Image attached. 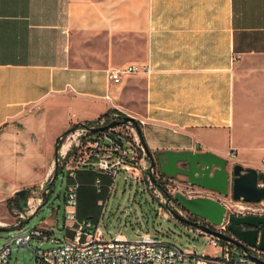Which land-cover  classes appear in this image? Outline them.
<instances>
[{
    "label": "crops",
    "instance_id": "obj_1",
    "mask_svg": "<svg viewBox=\"0 0 264 264\" xmlns=\"http://www.w3.org/2000/svg\"><path fill=\"white\" fill-rule=\"evenodd\" d=\"M142 86L151 152L261 167L264 0H0V201L46 185L57 139Z\"/></svg>",
    "mask_w": 264,
    "mask_h": 264
},
{
    "label": "built area",
    "instance_id": "obj_2",
    "mask_svg": "<svg viewBox=\"0 0 264 264\" xmlns=\"http://www.w3.org/2000/svg\"><path fill=\"white\" fill-rule=\"evenodd\" d=\"M140 73L150 75L152 70L149 64L130 65L123 69L110 70L108 79L111 83L119 84L125 77ZM125 117L120 111H112L92 124L84 123L74 126L63 138V144L58 151L55 164L57 162L61 166L59 173L66 172L69 179L72 180V183L68 185L65 202L66 219L75 223L73 237L59 240L46 236L48 232L40 228L31 231L22 229L16 237L0 249V264H9L13 249L30 248L33 240H44L54 245L47 250L38 248L35 251V264H260L250 256L264 261L259 255L262 252L256 248H251L249 256H246L235 245L207 235L195 228L200 235L211 238L209 245L219 248L218 256L213 258L206 254L200 255L196 248H180L165 242L160 237H155L151 232L138 235L134 241L128 240L122 234L106 240L101 229V221L94 224L79 219V191L81 187L78 182L79 171L97 173L98 177L95 179L93 187L98 194H102L105 190L109 196L120 180L126 183L134 181L139 186L145 182L160 198L161 205L167 208V212L161 208L160 215L176 213L185 219L198 222L200 225L226 235H230L228 227L233 215H264V202L234 201L232 196L226 198L215 191L193 187L189 184L185 186L177 182V179L171 180L162 177L151 168L136 124L126 122ZM114 122H119V125L104 131H96ZM137 123L140 128L145 124L142 120H138ZM101 142L102 155L95 151L100 147ZM53 171L54 163L52 173ZM152 175L156 177L159 185L152 181ZM104 179H108L109 184H104ZM177 183L180 186L172 187ZM259 186L263 187L264 185L260 184ZM162 187L169 191L173 188L174 193L171 195L180 191L189 198L203 197L222 203L227 208L223 223L220 226H213L208 221L193 216L174 199L169 200L166 193L162 194ZM43 193L44 189L42 188L38 197L28 202L30 210L28 216L35 213L42 204ZM229 200L234 201L236 205H231ZM258 205H263V208L257 207ZM237 254H240L239 259Z\"/></svg>",
    "mask_w": 264,
    "mask_h": 264
},
{
    "label": "rangeland",
    "instance_id": "obj_3",
    "mask_svg": "<svg viewBox=\"0 0 264 264\" xmlns=\"http://www.w3.org/2000/svg\"><path fill=\"white\" fill-rule=\"evenodd\" d=\"M133 103L132 110L120 112L124 116L132 117L138 122V120H141V113L144 110L145 104L143 86L138 89ZM64 134L61 136H64ZM99 146L95 151L102 155V142ZM57 156L58 152L55 154L54 171L46 185L34 190H27V195L23 198L14 195L5 202L0 201V227L16 226L22 221L30 219L23 228L27 231L40 228L48 232L46 236L59 240L73 237L75 223L66 219L65 199L69 185V177L66 172L59 173L56 178L47 205L42 207L36 214L33 213L28 216L30 213L28 202L36 199L42 188L45 192L52 181L55 170L58 169L60 171L61 166L55 164ZM234 165H230V169H233ZM244 168L246 169V167ZM256 170L264 173V162ZM108 182L110 181L108 180ZM177 182L182 181L179 179ZM159 184L158 182L157 185ZM177 186H180V184L172 185L175 188ZM161 191L164 195L165 193H169V195L174 193L173 188L169 191L162 187ZM90 195L88 196L90 200L87 203L82 198L79 201V219L82 221L87 220L94 224L101 221V229L104 232L106 240L122 234L128 240L134 241L138 235L151 232L155 237H160L165 242L177 245L180 248H196L200 255L206 254L213 258L218 256L219 248L209 245L211 241L210 237L200 235L194 228L181 223L173 214L168 213L164 216L159 214L161 208L166 212L167 208L161 205L160 198L157 197L155 192L145 182H142L139 186L134 181L126 183L120 180L110 196L105 190L97 196H93L94 193ZM234 201L229 200V203L235 206ZM257 207L263 208V205H258ZM12 222L14 224L10 226L9 223ZM19 233L20 231L0 232V249ZM52 247L54 245L51 242L33 240L30 248H14L9 264H35V251L38 248L47 250ZM259 255L264 259V252ZM237 258H240V254H237Z\"/></svg>",
    "mask_w": 264,
    "mask_h": 264
},
{
    "label": "water",
    "instance_id": "obj_4",
    "mask_svg": "<svg viewBox=\"0 0 264 264\" xmlns=\"http://www.w3.org/2000/svg\"><path fill=\"white\" fill-rule=\"evenodd\" d=\"M125 121L136 124L151 168L156 170L162 177L171 180L183 177L190 186L215 191L226 198L232 196L235 201L243 200L247 203L264 202V186H259L260 181H264V173H260L253 168L245 169L239 164L234 165L233 169H230L228 160L210 152H151L144 142L142 131L137 121L132 117H125ZM117 125H119V122H114L96 131H104ZM67 134L65 133L64 136ZM64 136H60L57 139L56 152L59 151ZM58 175L59 171L57 169L50 185L42 194L43 202L35 214L49 202L51 189ZM152 181L155 184L158 183L156 177L153 175ZM16 195L23 198L27 195V190L19 191ZM167 196L169 200L174 199L193 216L206 220L213 226H220L227 214V208L222 203L209 198H189L180 191L174 195L167 194ZM173 215L181 223L189 227L199 229L207 235L235 245L246 256H249L251 248L264 252V215H233L228 227L230 235L200 225L198 222L185 219L176 213H173ZM29 221L30 219L24 220L12 227H0V232L20 231ZM250 257L258 263L264 264V261L253 256Z\"/></svg>",
    "mask_w": 264,
    "mask_h": 264
},
{
    "label": "trees",
    "instance_id": "obj_5",
    "mask_svg": "<svg viewBox=\"0 0 264 264\" xmlns=\"http://www.w3.org/2000/svg\"><path fill=\"white\" fill-rule=\"evenodd\" d=\"M110 113V112H109ZM109 113H107L106 115H108ZM105 115V116H106ZM102 117H100L98 120H100ZM93 122H87L86 124H92ZM70 130L67 132L69 133ZM98 177V174L95 172H91V171H81L78 172V182L81 184L80 187V200L81 198L87 203L90 199H88V196H91V193H94L93 196H97L98 194L95 191V188L93 187V184L95 182V179ZM69 183H72V180H68ZM108 180L104 179V184H108ZM27 205V203H26ZM80 214V202H79V208H78V216Z\"/></svg>",
    "mask_w": 264,
    "mask_h": 264
},
{
    "label": "flooded vegetation",
    "instance_id": "obj_6",
    "mask_svg": "<svg viewBox=\"0 0 264 264\" xmlns=\"http://www.w3.org/2000/svg\"><path fill=\"white\" fill-rule=\"evenodd\" d=\"M177 180H179V179H177ZM180 181H182V182H179L182 185H185L186 186L188 184L185 178L181 179ZM261 183L264 185V181H260V184Z\"/></svg>",
    "mask_w": 264,
    "mask_h": 264
}]
</instances>
